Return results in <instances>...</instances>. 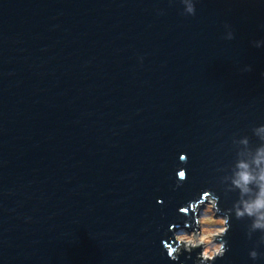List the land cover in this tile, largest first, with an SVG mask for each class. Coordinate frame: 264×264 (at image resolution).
<instances>
[{
  "label": "water",
  "instance_id": "obj_1",
  "mask_svg": "<svg viewBox=\"0 0 264 264\" xmlns=\"http://www.w3.org/2000/svg\"><path fill=\"white\" fill-rule=\"evenodd\" d=\"M262 188L264 0H0V264H193L206 189L264 264Z\"/></svg>",
  "mask_w": 264,
  "mask_h": 264
},
{
  "label": "clouds",
  "instance_id": "obj_2",
  "mask_svg": "<svg viewBox=\"0 0 264 264\" xmlns=\"http://www.w3.org/2000/svg\"><path fill=\"white\" fill-rule=\"evenodd\" d=\"M181 161H186V155H180ZM177 178L179 181L186 179V170L179 169L177 171ZM240 179L246 184L250 176L248 173H241ZM238 183V182H237ZM264 192V188H262ZM211 190L206 189L200 193L199 198L189 200L185 205H182L178 211L181 214H188L191 210V220H186L184 227L179 230L172 231V236L169 237L171 243H164L163 247L167 252V256L172 260H178L182 253H187L189 258L193 259V264H214L218 258H222L228 250L227 241L224 237L230 228V218H226L219 210V201L213 200ZM264 207V200L257 198L252 204L245 203L243 210L237 209V217L243 216L244 213L253 215V209ZM208 213H211V218L219 221L220 226L208 229L203 225L209 219ZM222 213V214H218ZM264 218V217H261ZM170 230L173 226H169ZM254 228H264V224L257 219L253 222ZM190 228V231L185 229ZM261 243H264V236L261 237ZM195 249L200 251L192 253ZM252 259H256L258 252L253 250L248 253Z\"/></svg>",
  "mask_w": 264,
  "mask_h": 264
},
{
  "label": "rangeland",
  "instance_id": "obj_3",
  "mask_svg": "<svg viewBox=\"0 0 264 264\" xmlns=\"http://www.w3.org/2000/svg\"><path fill=\"white\" fill-rule=\"evenodd\" d=\"M209 219L207 220V222L203 225L204 227H207L208 229H212L214 227H219V221H216L214 219L211 218V213H208Z\"/></svg>",
  "mask_w": 264,
  "mask_h": 264
}]
</instances>
